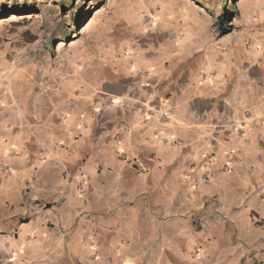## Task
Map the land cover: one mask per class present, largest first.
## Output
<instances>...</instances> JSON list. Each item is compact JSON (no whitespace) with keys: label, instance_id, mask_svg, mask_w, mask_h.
Listing matches in <instances>:
<instances>
[{"label":"crops","instance_id":"crops-1","mask_svg":"<svg viewBox=\"0 0 264 264\" xmlns=\"http://www.w3.org/2000/svg\"><path fill=\"white\" fill-rule=\"evenodd\" d=\"M159 46L128 48L49 105L0 93V264L264 257V42L227 85L165 68Z\"/></svg>","mask_w":264,"mask_h":264},{"label":"rangeland","instance_id":"rangeland-1","mask_svg":"<svg viewBox=\"0 0 264 264\" xmlns=\"http://www.w3.org/2000/svg\"><path fill=\"white\" fill-rule=\"evenodd\" d=\"M262 42L264 0H0V93L49 105L89 69L149 44L169 55L165 68L227 85L239 54ZM250 260L264 264V257Z\"/></svg>","mask_w":264,"mask_h":264},{"label":"trees","instance_id":"trees-1","mask_svg":"<svg viewBox=\"0 0 264 264\" xmlns=\"http://www.w3.org/2000/svg\"><path fill=\"white\" fill-rule=\"evenodd\" d=\"M63 7V5H62ZM230 20V13L229 12H224L221 16V21L223 25H226ZM225 34V33H224Z\"/></svg>","mask_w":264,"mask_h":264},{"label":"built area","instance_id":"built-area-1","mask_svg":"<svg viewBox=\"0 0 264 264\" xmlns=\"http://www.w3.org/2000/svg\"><path fill=\"white\" fill-rule=\"evenodd\" d=\"M164 116L167 117L168 119H171V118H172L171 115H168V114H166V113H164Z\"/></svg>","mask_w":264,"mask_h":264}]
</instances>
